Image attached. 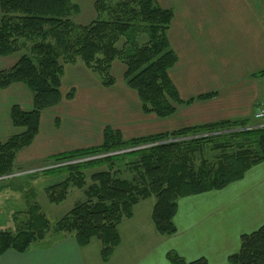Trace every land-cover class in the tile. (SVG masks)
Listing matches in <instances>:
<instances>
[{
  "label": "trees",
  "instance_id": "16d2710c",
  "mask_svg": "<svg viewBox=\"0 0 264 264\" xmlns=\"http://www.w3.org/2000/svg\"><path fill=\"white\" fill-rule=\"evenodd\" d=\"M94 9L96 18L89 25L82 26L71 19L80 11L74 0H0V57L27 51L13 68L0 71V89L22 83L33 95L31 112L18 106L12 108L13 126L24 131L0 140V178L13 173L18 154L33 143L39 133L42 112L61 102L65 65L81 61L105 87H111L115 84L111 76L112 64L115 61L124 63L127 68L125 80L128 87L138 93L143 111L159 118L171 117L177 106L193 102L180 99L169 75L178 61L168 38L174 17L171 9L162 8L156 0H97ZM143 36L148 37V42L140 45L138 40ZM72 95L70 93L67 97L72 98ZM212 97L214 94H207L198 99ZM249 122L248 119L226 121L130 141H124L119 132L107 128L100 147L56 156L57 162L65 163L155 144L48 170L46 173L51 175L68 173L64 183L58 185L61 189L59 197H52L54 202H61L66 196L62 191L68 186L79 190L84 188L86 169L127 156L140 157L145 169L142 189L114 179L109 172L94 175L88 196L95 201L89 199L77 204L56 224L57 232L74 234L80 247H87L93 239L100 240L101 258L107 263L121 244L119 225L124 219L132 218L133 208L141 199L154 196L152 220L157 233L174 235L177 233L174 218L181 198L222 190L241 181L253 167L264 163V128L224 133L244 128ZM177 139L183 140L174 142ZM237 141L241 142L239 152L222 153L215 161L204 159L199 167H194L193 156L203 147L212 145L214 150L224 152L228 150L224 148ZM13 180H1L0 192L7 189L23 192ZM56 190L52 189V196L58 193ZM27 203L32 222L28 231L17 235L0 231V256L10 250L26 253L48 233L50 223L45 215L36 204L32 205L28 200ZM167 258L170 264H207L205 259L188 263L174 252ZM228 261L230 264H264V226L252 234L243 235L239 252L230 256Z\"/></svg>",
  "mask_w": 264,
  "mask_h": 264
},
{
  "label": "crops",
  "instance_id": "0c3cea01",
  "mask_svg": "<svg viewBox=\"0 0 264 264\" xmlns=\"http://www.w3.org/2000/svg\"><path fill=\"white\" fill-rule=\"evenodd\" d=\"M157 1L174 13L168 38L178 61L169 71L171 81L182 101L193 102L177 107L172 117L160 119L143 111L137 92L125 82L121 63H114L112 69L114 78L121 74V83L115 79L109 88L95 81L82 63L67 65L62 102L42 112L38 136L16 162L96 146L107 126L131 139L252 119L255 106L264 99V0H224L228 6L223 14L212 13L210 5L216 0ZM85 19L77 23L87 26L94 20ZM0 60V71H4L13 68L19 57ZM70 90L75 92L73 100L65 98ZM207 94L214 97L198 99ZM13 106L33 110L32 95L22 83L0 89V140L22 132L12 125ZM174 222L179 231L174 253L186 262L203 258L207 264H230L229 257L240 250L241 237L264 226V163L222 190L180 199ZM119 250L110 264L116 262ZM84 252L68 237L49 249L10 250L0 256V264H88Z\"/></svg>",
  "mask_w": 264,
  "mask_h": 264
},
{
  "label": "rangeland",
  "instance_id": "374dc122",
  "mask_svg": "<svg viewBox=\"0 0 264 264\" xmlns=\"http://www.w3.org/2000/svg\"><path fill=\"white\" fill-rule=\"evenodd\" d=\"M206 1L209 2V0H206ZM218 1L223 2L224 4ZM92 2H93L92 0H74V4L78 6L79 10L81 11V14L79 16V13H80L79 11L78 14L72 15L71 19L76 23L81 18L85 19L86 17L88 18L92 17L95 19L96 12H95L94 5H93L94 2L93 3ZM210 6H211L212 13L223 14L227 10L226 6H228V4L224 0H216L212 2ZM1 17L2 16H1V10H0V22H1ZM86 19L85 21L83 20V22H86ZM90 22H88L87 24H89ZM147 40H148V37L143 36V37H140L138 42H140V45H143L148 42ZM123 42L119 43V47L120 46L122 47ZM26 52L27 51L25 50L10 58H14V59L16 57L20 58V56H22ZM116 62L121 63L125 67V73H126V70H127L126 65L120 61H115L114 63ZM1 63H3L2 60H0V64ZM77 63H82L83 66H85V64L81 61H78ZM114 63L112 64V68H111L112 77H113L112 69H113ZM84 68L86 69L87 66H85ZM87 70L90 73H92L95 81H99L100 82L99 84H101L102 87H105L103 83L101 82V79L95 73H93L89 68H87ZM67 73L71 75L72 72L71 70H67ZM125 73H124V79H125ZM120 75H121L120 73H117L116 78L113 77L114 79L118 80V85L119 83H121ZM67 77H68L67 78L68 80H71V77L69 76ZM125 82L127 83L126 80ZM105 88H109V87H105ZM70 93L73 94L72 98L67 97ZM74 97H75V92L70 90L65 98L67 100H73ZM32 98H33V95H32ZM62 100H63V95H62ZM147 114H154V113H147ZM168 118H160V119H168ZM11 121H12V118H11ZM248 126L250 128L260 129L264 127V121H250ZM107 128L112 129L110 126H107L105 127L104 132ZM16 129H18L17 131H22V132L24 131V129L22 128H16ZM112 130L119 132L124 141H130L133 139H137V137L127 139L123 136L121 131L115 130V129H112ZM176 131L166 132V133H173ZM104 132H103L101 143L97 144L96 146L94 145L92 147H100L104 143ZM160 134H163V133H160ZM148 136H152V135H148ZM148 136H143V137H148ZM143 137H138V138H143ZM234 143L235 144H232L230 147L224 148V150L228 149V150H225L224 152L219 151V150H214L212 145L203 147L202 150L197 151L195 155L193 156L194 158L192 161H193L194 167L196 168L199 167V165L204 159H207L209 161L210 160L215 161L217 158H219L222 155V153L223 154L224 153L225 154L226 153L235 154L239 152L240 148L238 146L241 142L238 143L237 141ZM154 145L155 144L139 146L135 148L117 151L111 154L94 155V156H90V157H87L81 160L79 159L72 160L70 162H65V163H59L55 160L56 156L64 154V153L52 156L50 158H45L39 161H33L31 159H28L27 162H24V161L16 162L13 168L14 169L13 173L10 176L1 177L0 181L1 179H4V180L14 179L13 181L17 183L18 187L23 189V192H15L10 189L0 192V231L9 232L13 235H17L18 233L28 231L32 223L31 217L29 215V204L27 203V200H28L29 203H31L32 205L36 204L39 207L41 213L45 215V217L50 223V228H49L48 233L45 234L43 239L38 240L32 246H43L44 248L49 249L55 244H57L58 242H61L65 238H68V237L74 238V240L77 243V240L75 239L74 234L70 232H63L61 234L58 233L56 224L59 221H61L62 218H64L67 214H69L71 210H73V208L77 204L87 202L89 201V199H92V201H95L94 198H92L91 196H88L89 195L88 190L91 187H93L94 183H93L92 178L96 174L109 172L114 179H119L121 181L130 182L134 186H137V189H142L144 186L143 181H144L145 169L142 163H140L141 158L137 156L136 157L127 156L122 159L114 160L112 163H108L107 165H103L100 167H92V168L84 170V174H85L84 188L82 190H79L73 186H68L67 189H64L62 191V192H65L66 196L64 200L62 198L63 201L61 202H54L52 200V197H55V198L59 197L58 194L61 189H58L59 187L58 185L59 184L61 185V183H64V181L68 177V173L67 174L59 173V174L51 175L46 172L48 170L50 171V170H54L60 167H65L67 165H71V164H75L79 162L99 160L101 158H106L109 155H117L121 153L132 152L136 150L145 149V148H148ZM92 147H89V148H92ZM83 149H88V148L74 149V150H71L65 153L79 151ZM53 188H57L56 192H58L54 194V196L51 195L52 194L51 191ZM155 203H156V198L154 196H151L146 199H141L133 208L132 218L124 219L122 223L119 225L118 232L121 238V244L116 248V250L120 249L119 250L120 252L119 254H117V258H116L117 260L114 264L116 263L117 264H170L167 258V255L169 253H173L172 249L174 246V242L177 240L179 231L177 230V233H175L172 236H163L157 233L155 224L152 220V212H153ZM123 243L125 244L123 245ZM80 248L83 249V251H85L84 256L88 264H107V263L110 264L113 257L114 259L116 257V253L114 252L115 255L113 254L110 260L107 263H104L101 258L102 242L98 239H93L90 245H88L87 247H80ZM131 248H133V252L131 251ZM126 250L128 252H126ZM165 255H166L167 261L164 258ZM198 260H195V261H198ZM195 261H192V262H195ZM188 263H191V262H188Z\"/></svg>",
  "mask_w": 264,
  "mask_h": 264
},
{
  "label": "built area",
  "instance_id": "2783aa9c",
  "mask_svg": "<svg viewBox=\"0 0 264 264\" xmlns=\"http://www.w3.org/2000/svg\"><path fill=\"white\" fill-rule=\"evenodd\" d=\"M254 119L256 121H264V100L259 102L258 105H257V110L254 114ZM264 127L260 128V129H263ZM254 128H250L248 125L244 128H237V129H232V130H228V131H225L224 133L226 134H232V133H237V132H244V131H248V130H253ZM178 140H183V139H177V140H174L175 141H178ZM170 142H173V140H171Z\"/></svg>",
  "mask_w": 264,
  "mask_h": 264
}]
</instances>
